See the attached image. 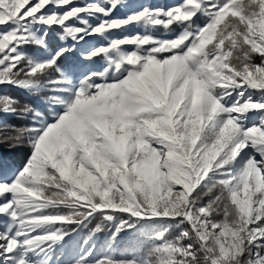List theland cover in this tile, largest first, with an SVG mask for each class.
<instances>
[{
	"label": "snow or ice",
	"instance_id": "snow-or-ice-1",
	"mask_svg": "<svg viewBox=\"0 0 264 264\" xmlns=\"http://www.w3.org/2000/svg\"><path fill=\"white\" fill-rule=\"evenodd\" d=\"M126 6L0 0V264H264V0Z\"/></svg>",
	"mask_w": 264,
	"mask_h": 264
},
{
	"label": "trees",
	"instance_id": "trees-1",
	"mask_svg": "<svg viewBox=\"0 0 264 264\" xmlns=\"http://www.w3.org/2000/svg\"><path fill=\"white\" fill-rule=\"evenodd\" d=\"M133 1L138 2L140 0H133ZM170 1L172 0H151V2H160L163 4H168ZM9 94L14 97L19 95V93L16 92L15 90H9ZM5 122L11 124H19V121L15 120V118L12 117H6ZM25 154H26V149L24 148L10 149L7 144L0 145V156L3 157L9 169H14L18 167L22 163ZM99 222H100L99 219L94 220L91 224L88 225L87 228L81 229L79 231V234L74 237V240L79 241L82 238H86L89 235L90 230L92 228H95L96 224ZM110 227H111L110 225L105 224V230L103 232L95 234L94 239L98 248L103 246L105 242L108 240L109 238L108 229ZM132 244H133L132 234L130 233L123 234L116 243L117 254L130 258L132 255Z\"/></svg>",
	"mask_w": 264,
	"mask_h": 264
},
{
	"label": "rangeland",
	"instance_id": "rangeland-1",
	"mask_svg": "<svg viewBox=\"0 0 264 264\" xmlns=\"http://www.w3.org/2000/svg\"><path fill=\"white\" fill-rule=\"evenodd\" d=\"M176 2H177V0H172L168 4H174ZM125 3L127 5L125 8H121V9L117 10V14L118 15H123L127 11H129V10H131L133 8H136V7H138L141 4H159L160 2H151V0H140L138 2H135L133 0H125ZM135 30H137V29H130V31H135ZM9 170H11V169H9ZM2 226L3 225L0 224V229H2Z\"/></svg>",
	"mask_w": 264,
	"mask_h": 264
}]
</instances>
